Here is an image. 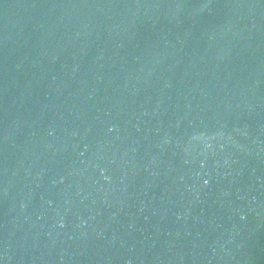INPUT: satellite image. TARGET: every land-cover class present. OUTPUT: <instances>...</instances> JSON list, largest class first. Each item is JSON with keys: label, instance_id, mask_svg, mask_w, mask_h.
<instances>
[{"label": "water", "instance_id": "95a60500", "mask_svg": "<svg viewBox=\"0 0 264 264\" xmlns=\"http://www.w3.org/2000/svg\"><path fill=\"white\" fill-rule=\"evenodd\" d=\"M0 264H264V0H0Z\"/></svg>", "mask_w": 264, "mask_h": 264}]
</instances>
